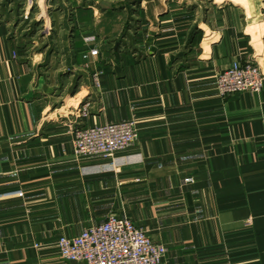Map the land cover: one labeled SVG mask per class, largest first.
I'll return each mask as SVG.
<instances>
[{
    "label": "crops",
    "instance_id": "obj_1",
    "mask_svg": "<svg viewBox=\"0 0 264 264\" xmlns=\"http://www.w3.org/2000/svg\"><path fill=\"white\" fill-rule=\"evenodd\" d=\"M35 3L0 10V264H81L57 242L109 216L161 264H264V90L216 82L264 71V0ZM128 120L134 148L74 157V129Z\"/></svg>",
    "mask_w": 264,
    "mask_h": 264
},
{
    "label": "built area",
    "instance_id": "obj_2",
    "mask_svg": "<svg viewBox=\"0 0 264 264\" xmlns=\"http://www.w3.org/2000/svg\"><path fill=\"white\" fill-rule=\"evenodd\" d=\"M216 80L224 97L264 90V71L254 61L234 63ZM138 139L139 130L133 120L79 127L74 129V157L115 160L117 155L134 148ZM57 247L62 260L81 264H161L168 253L167 247L154 242L145 230L115 216L86 228L77 237L60 238Z\"/></svg>",
    "mask_w": 264,
    "mask_h": 264
},
{
    "label": "rangeland",
    "instance_id": "obj_3",
    "mask_svg": "<svg viewBox=\"0 0 264 264\" xmlns=\"http://www.w3.org/2000/svg\"><path fill=\"white\" fill-rule=\"evenodd\" d=\"M28 1H30V4H28ZM9 3H12L11 4L12 7L9 8L13 9L16 12L18 11L19 14L23 13L20 19V22L22 23V27L28 26V24H30L32 14H35V12L38 10V7L35 5L36 4L35 0H1L0 10L2 11V9H6L7 11ZM28 5L30 7L29 10H28ZM34 24H35L34 26L38 27L39 25L42 24V20H40L38 23L34 22Z\"/></svg>",
    "mask_w": 264,
    "mask_h": 264
}]
</instances>
